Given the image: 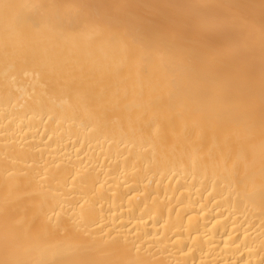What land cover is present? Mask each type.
Masks as SVG:
<instances>
[{"label": "bare ground", "instance_id": "bare-ground-1", "mask_svg": "<svg viewBox=\"0 0 264 264\" xmlns=\"http://www.w3.org/2000/svg\"><path fill=\"white\" fill-rule=\"evenodd\" d=\"M0 264H264V0H0Z\"/></svg>", "mask_w": 264, "mask_h": 264}]
</instances>
